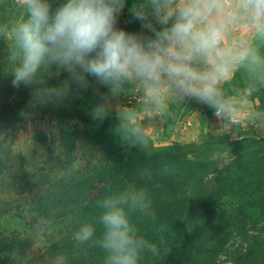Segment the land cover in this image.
Returning <instances> with one entry per match:
<instances>
[{"label": "trees", "instance_id": "1", "mask_svg": "<svg viewBox=\"0 0 264 264\" xmlns=\"http://www.w3.org/2000/svg\"><path fill=\"white\" fill-rule=\"evenodd\" d=\"M49 2L54 14L66 0ZM134 8L143 9L145 18L138 19ZM21 16L17 0H0V21ZM117 27L149 38H155L153 29L163 28L148 0H126ZM12 67L11 47L0 39L1 191L7 195L6 187L17 191L12 200L0 198V207L9 209L3 213L23 220L26 227L24 231L0 229V264H54L58 254L67 257V264H102L103 254L98 249L80 253L73 235L81 223L100 215L99 200L129 186L146 188L156 213L155 221L140 214L131 216L140 233L158 249L155 255L145 251L140 264H264V138L243 132L237 141L225 134H209L189 144L157 146L150 137L146 148L126 143L116 131L117 112L109 111L102 123L93 119L92 108L102 96H111L109 88L92 76L87 77L90 87L86 90L73 84L61 102L39 108L26 121L19 113L33 88H14ZM68 78L55 65L41 75L48 87H58ZM247 83L241 71L225 89L229 94L234 88L243 91ZM121 95L130 98L133 93ZM250 98L264 114V86H258ZM185 105L170 107L167 135L182 118L193 114L194 109L182 111ZM199 107L213 115L206 106ZM24 132L46 146L49 158L37 179L19 170L4 184L8 171L15 170L12 148ZM20 166L29 168L23 161ZM37 230H44L47 244L39 259H34L29 249Z\"/></svg>", "mask_w": 264, "mask_h": 264}, {"label": "clouds", "instance_id": "2", "mask_svg": "<svg viewBox=\"0 0 264 264\" xmlns=\"http://www.w3.org/2000/svg\"><path fill=\"white\" fill-rule=\"evenodd\" d=\"M125 3L66 0L53 14L49 0H17L22 16L0 21V39L11 47L12 86L33 88L21 118L30 121L39 108L61 102L73 84L86 90L92 76L112 98L128 92L137 96L136 107L116 108L117 134L132 145L149 144L141 117H166L171 104L186 99L211 109L225 131L240 124L241 107L264 86V0H148L163 26L153 29L155 38L117 27ZM133 11L145 18L143 9ZM53 65L69 74L58 87L41 80ZM241 71L247 87L229 94L225 85ZM110 107L109 96H102L91 110L93 119L102 123ZM97 207L100 215L81 223L73 235L80 253L98 249L102 264H140L145 251L157 254L156 244L131 219L132 214L156 219L146 188L113 191ZM54 264H67V257L58 254Z\"/></svg>", "mask_w": 264, "mask_h": 264}, {"label": "rangeland", "instance_id": "3", "mask_svg": "<svg viewBox=\"0 0 264 264\" xmlns=\"http://www.w3.org/2000/svg\"><path fill=\"white\" fill-rule=\"evenodd\" d=\"M129 97L126 96H118L115 98H110V110L111 112L116 113L117 106H127V107H135L136 105H133V100H127ZM131 99V98H130ZM187 105L184 106L183 110L185 109H194L193 114L188 116L187 118L190 119V123L187 124V121L185 118H182V124H180V127L182 130H185L186 132H190L195 136L193 139H189V142L184 144H189L193 142H201L205 136L212 134V135H221L225 134L230 137L232 141H237L241 138V134L243 132H247L248 136L253 137H259L264 138V114L259 111L258 108V102H254L251 100V98H248V101L246 104H244L240 111V124L233 125L230 129L227 131L223 130L220 127L219 121L216 120V118L208 114L204 111L203 108L199 107L198 102H196L194 99H188V101L185 102ZM46 128H44L45 130ZM49 129V128H48ZM52 130V128L50 129ZM24 135L22 138H19V140L16 142V144L12 148L11 155L14 157L13 159V166L15 170L10 169L8 171V177L6 176L4 184L10 182V177L13 178L12 173L20 170V173L23 172L24 176L27 178L33 177L34 180L38 178L39 174L43 171V164H45L49 158L46 146L43 145V143H38L32 140V135L29 133H23ZM250 134V135H249ZM154 141V140H153ZM155 145L158 146V142L154 141ZM177 143V142H175ZM24 162V164L28 165L29 168L23 169L20 165ZM32 174L29 176V174ZM57 174L58 170L56 171ZM47 175V172L42 174V177H45ZM2 183L0 181V198L5 199L7 201L8 198L11 200L14 199L16 196V192H13L12 190H15L14 188L6 187V192L1 191ZM9 209H6L4 211L0 207V229H18L21 231L26 230V227L24 225L23 220L17 219L15 217H10L4 214L3 212H8ZM3 213V215H2ZM27 221L31 220L30 215L26 217ZM37 232H42L43 234L38 237L37 235L33 239V243L29 249V256L34 255V259H39V254L44 253V247L46 246V236L44 235V230H37ZM39 240V242H38Z\"/></svg>", "mask_w": 264, "mask_h": 264}, {"label": "crops", "instance_id": "4", "mask_svg": "<svg viewBox=\"0 0 264 264\" xmlns=\"http://www.w3.org/2000/svg\"><path fill=\"white\" fill-rule=\"evenodd\" d=\"M130 98H128L127 100H133V105H136L137 96L133 94V96ZM186 101H188V99H186L184 102ZM175 104L176 103H173L171 104V106H174ZM141 120L145 126L146 131L148 132V136L154 141L158 142V145H167L174 142L187 143L189 142V139L193 136L192 133L186 132L185 130L181 129L180 124H182V121L180 122V124L175 126L171 134L167 135L165 133L166 117H156L155 119L141 117ZM185 120L187 121L186 125L188 126V123H190L191 120L188 118H185ZM194 137L195 136H193L191 139H193Z\"/></svg>", "mask_w": 264, "mask_h": 264}]
</instances>
